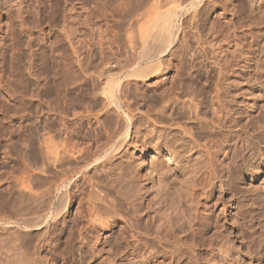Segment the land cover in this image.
Returning a JSON list of instances; mask_svg holds the SVG:
<instances>
[{"label":"bare ground","instance_id":"6f19581e","mask_svg":"<svg viewBox=\"0 0 264 264\" xmlns=\"http://www.w3.org/2000/svg\"><path fill=\"white\" fill-rule=\"evenodd\" d=\"M37 1L39 2V0H37ZM49 1H50L49 7L51 8V10H49V11L47 10L48 12L47 11L46 12L48 15H50V18L52 19L51 22L54 21V24L56 22L59 25L60 32L62 33L64 40H65L64 43H67V46L70 49L68 47L66 48L64 43L62 41L61 42L65 46L66 51H67V49L71 50L72 54L76 56L77 61H75V62H77L79 68L82 69V71L86 72V74L88 75L87 77L85 76L86 79L84 77L85 80H83V81H85V83H87L86 86L88 85V88H87L88 91H86V88L84 91H82V88H81V91L78 90L81 93L82 97L86 96V95H88V96L90 95L91 101L89 100L90 101L89 105L91 107L88 105L89 106V110H88L87 109L88 107L86 106L87 107L86 110L85 111L83 110L84 113H86V114L89 113V116L93 115V117L95 118L94 123H97L98 127H100L99 125H102V124L104 125V122H106L107 123L106 125H108V128H110V131H111V129L114 130V131H112L114 136L112 135V133H110V136L112 135L114 137V139L110 143V146H108L104 149L102 148L103 149L102 152H105V154L104 155L102 154L101 158L105 157V160H106V158L108 160L117 159V158H122V159L124 158L126 160L125 164H127V166H128L127 171L129 172V175L131 174L130 178L132 177V180H133V178L136 180L135 182L137 184L136 183L135 184L138 185L139 187H142L143 189L144 188H147L149 190L154 189V192H155L154 194H156V195H154L152 191L151 192H152L153 196L155 197V199L159 196V197H161L159 199L160 201L165 200V203H163V204L166 206L163 207V209L160 208L161 209L160 211L159 210L156 211L157 213H152L151 215L148 214V216L144 220V222H140V223L138 222L137 223L135 221H138L139 218L137 220L136 219L133 220L134 217H131L132 218L131 219L129 217H126L127 215L125 216V219L122 217L121 221H123V225H124L123 228L125 227L127 229V231H125V232L129 236L128 239H130L131 242L133 241V243H130V244L131 245L134 244V247L131 246L133 248L130 247L131 249L129 251H128L129 248L125 251L124 250L125 247L122 246L120 243L121 239H119L117 236L119 241L115 238L116 243L114 245V248H112V249H114L113 253L120 255V257H121V259H123V261H121L122 263L116 262V264H133V263L136 264L137 262H138L137 264H147V263H149L150 260L156 259L158 256L165 258V259H168L169 260L168 264H177L182 259V254L178 250L180 247L187 250L186 252L191 259H196V257L198 256L197 250H198L199 246L202 244V242L208 241V240H209L210 250H213L214 248H217L220 245H223V246L227 245V246L231 247L230 246V244H231L232 247L234 248V253L232 251L228 255V257L229 258L237 257V259L239 261V253L243 252V251H240V248L236 245L237 243L235 241H238V240L235 237H231V235H230L231 232H230L229 228L226 225H224V221L226 222L227 218H226V210H225L226 205L223 202V193H225L226 191H229V190H227L228 186L229 187L233 186V188H235L234 184H236L235 181H236V175L238 172H241V171L243 172V171H246V169H247V173L249 174V176L252 177V179H254V178L256 179L259 175H261V172L264 173V130H262L259 133H255L254 131L250 130V126H251V123L254 120V118L259 114H264V44L262 47H259V48L257 47L258 42H259V38L261 36H264V30L257 29V31H256V28H258L259 24L261 25V23H262L264 25V0H248V3H247L248 4L247 10H249L248 11L249 14H247L248 19L245 16L246 14L244 15V13H246L247 11L242 13L245 17L243 19H246V21H244V22H242V19H240L241 18L240 17V15H241L240 10L243 11L244 3H242L243 4V6L241 5L242 7L239 6V8H238L237 5H239L240 3H238L236 5L235 2L232 0H224V1H222L223 3L221 2V4L217 3L216 0H122V2H120L121 4L119 3L120 5L117 4V2H114L117 5H119V8L121 10V11H119V9H118L117 13L122 12V14L119 13V16H121V18L118 16V14L116 12L114 13L119 17V19H117V20L115 19V18H117V16L115 15L116 16L115 17L112 14V16L115 17L113 19V21L116 20L119 23L118 24L119 27H118V25L116 24L117 22H115L116 32H117V27L119 28V30H121L120 26L123 25L125 29H128V30H125L124 28H122L125 31V32H123V30H122V32L125 34H127L130 29L132 32V28H134L133 26L134 25L138 26V23H140V21L143 20V18H145L149 13H151L152 9L166 7L165 10L155 13L156 15L152 18V20H150L148 22V24L145 27L142 25L144 28H141L142 26L139 28L142 30H141V32L138 33L137 40L134 38L135 42H136L135 44H134V42L133 43L131 42L133 40H129V39H132L130 36V33H128L129 35L127 34L128 35L127 37L130 36V38L128 39L126 37L125 40H128V41H126V44H123L125 42L122 43V41H123L122 38L124 37L123 35H125V34H123L121 32L123 34L122 35L123 37L120 38L119 40H122L120 42L122 43V45H125V46H122L118 41L117 42L115 41V42L117 43V45L119 44V45H121V47H124V49L126 47V51L129 52L130 58H134V59L139 58L140 63L137 67H134V68L131 67V68L126 69V71L122 72V74H120V75H118V71L115 72L116 66H114L115 64H113L110 60L109 61L105 60L106 62L103 61L105 65L102 66L101 67L102 69L100 68L101 70L99 69L97 71V73H94V72H96L94 70H93V73H91V69L89 67L88 68L90 70L89 69L87 70L86 65L84 67V63H83L84 60L82 57V56H84V55H82L84 53V52L82 53V51H83L82 48H84L83 47L84 43L83 44L79 43V42H83V39L81 40L80 38H78V37H80L79 35L82 34V33H80V31H81L80 27H81V25H84L86 30L88 29L91 35L95 34L96 31L98 32V33L96 32L98 35L97 34H95V35H97L98 40H99L98 46L101 48V49L100 48L99 49L103 52L104 55H105V53H104L105 49L107 52H109V55H110V50L113 51L114 54L111 53V55L113 54L112 56H115L118 53L121 56V54L124 53V52L120 53V51L123 48H121V50H120L119 46H118L119 47L118 48V47H116L117 46L116 44H113L114 41L112 43L114 36H116L118 34H116V33L114 34V27H112V26L109 27L110 25L108 24L109 19H108L107 15L110 13L109 12L110 8L107 11L106 0L104 3L102 2L103 0L101 1V3L103 5L101 4L102 7L99 5L101 7L100 9L96 8L97 9L96 12L99 15V17H101L103 20H106L104 22H107L106 24L102 23V24H104V26L106 25L105 26L106 28L103 26V28H105V29L100 27L101 25H99V27H98L96 25V23H94L96 21V19H95V21H93L91 19L92 16H95L94 11L91 12L89 10L90 12H87V14L85 13L86 18L84 17L83 22L77 18L76 12L79 9L75 12L74 11L75 5H76V2H81V4H82L83 0H79V1L78 0L77 1L76 0H49ZM74 1H76V2L74 3ZM109 1H111V0H109ZM164 1H166V2H164ZM205 1L208 2V5L211 4L214 7L213 14H214L215 19H212V18L203 19L202 18L203 13L206 9L205 6H207L204 4ZM110 3H109V5H110ZM161 3H162V5H161ZM113 5H115V4H113ZM46 6L48 7V5H46ZM82 6H84V5H82ZM115 6H113V8H115ZM120 6H122V8ZM240 7H241V9H240ZM81 8H83V7H81ZM113 8H112V10L116 11L117 7L115 9H113ZM39 9L40 8H38V10ZM38 12H37V15H38ZM90 13H93L94 15H92ZM111 13H113V12H111ZM44 14H45V12H44ZM40 18H41V16H40ZM97 18H98V16H97ZM37 19H39V18H37ZM93 19H94V17H93ZM202 19L204 20V22H201ZM49 21H50V19H49ZM102 21H100V23ZM187 22H189L188 24H190V25H187ZM139 29H138V31H139ZM82 30H83V28H82ZM105 31L109 35H106L108 37V39L107 40L104 39V41H105L104 42L102 40V37H104L105 35L103 36L102 34H106V33H103ZM117 33H119V32H117ZM31 36H32V34H31ZM109 36H111V38ZM92 37L93 36H91V38ZM117 37H120V36H117ZM190 37L194 40L195 45H196V50H197L195 53L193 52V50L190 53L191 57H192V59H190V61L191 60H193V61L194 60H200V61H198V62H200V65L199 64L198 65L199 66L202 65V66L201 67L198 66V69L200 68L205 73V75H203L204 73H201V70L199 69L198 72L196 73L197 74L196 77L199 75L200 76L203 75L206 78V80H203L204 86H201L200 84H199L200 86L196 85V84L192 85V84H190V82L188 84V83H186V81L188 79H184V81L186 80L185 83H184V81L181 82L182 75L180 76L179 73H178V75L181 77L179 79L180 82L175 83V80L179 77L177 75V71H176V74L175 73L170 74L169 71L161 68L162 65H165V63H166L165 59L167 58V56H169L172 53V50H173L172 48H173L174 44H176L178 42L180 43L184 39L187 40V38H190ZM95 38H96V36H95ZM93 39H94V37H93ZM192 39H191V43L193 42ZM116 40H118V39H116ZM84 42H85V44L87 43V41H84ZM52 43H54V42H52ZM192 44H194V43H192ZM49 45H51V44H49ZM53 45H55V44H53ZM114 45H116V46H114ZM189 45L190 44H188L187 46H189ZM88 46H89V48L91 47L90 45H86L85 46L86 49ZM175 46H177V45H175ZM51 48L53 49V47H51ZM190 48H191V46H190ZM63 49H64V47H63ZM86 49H84V50H86ZM124 49L122 51H124ZM174 50H173V52H174ZM51 51H53V50H51ZM86 51H88V49ZM89 52H90V50H89ZM128 52H126L127 53L126 55H129ZM55 53H57V52H55ZM51 54H53V53H51ZM88 54H87V56H89L91 53L89 55ZM106 56H104V57H106ZM109 57H111V56H108V58ZM116 57H117V55H116ZM51 58H52V56H51ZM55 58H56V56H55ZM100 58H101V56H100ZM113 59H116V58H113ZM167 60H169V59L167 58ZM115 61H118V60H115ZM193 61L190 63V65L193 66V68H194L195 63ZM51 62H50V64H51ZM119 62H118V64H119ZM192 63H194V64H192ZM61 64H63V63H61ZM85 64H87V63H85ZM52 65H53V63H52ZM67 65L68 64L66 62V68H67ZM2 67H3V61H2V58L0 57V70L2 69ZM64 67L62 70H65ZM120 68L121 67H119L118 69H120ZM187 68H191V67L188 66ZM57 69H59L58 66H57ZM195 69H197L196 65H195ZM189 72H191V70H189ZM189 72H187V73H189ZM79 73H80V70H79ZM115 73H117L116 75H118V76H115L114 75ZM119 73H121V72H119ZM182 73H184V72L182 71ZM185 73H186V70H185ZM193 74H192V77H193ZM53 75H55V74H53ZM153 75H156V76H154L155 83L162 84L164 86V88L168 86L167 84H168V80L170 78L174 79L173 82L175 83V85L177 83H180L179 85L178 84L177 85L178 86L181 85V86L179 88L175 89L178 86L176 85V87H175L174 85L171 84V87L173 90H172L170 99H164L162 101H159V100H157V97L155 96L156 94L155 93L153 94V92L151 90L152 93H148V95H146L144 92L142 93L140 91L141 92L140 95L144 94L145 96H148V100L145 99L147 104L142 103V101H144V100H142L140 102L142 104H140L139 101H137V102L131 101L130 99L132 97H134V96H132L133 94L132 95L130 94L131 86L133 87V85L140 84V83H137L140 80L145 85H149L151 83L150 81L152 80L151 76H153ZM80 77H81V75H80ZM81 78H80V81H81ZM184 78H187V76ZM55 79H57V78L55 77ZM191 79L193 80V78L190 77V80ZM197 79H198V77H197ZM209 79L212 80V83L210 85L208 83ZM57 80H59V79H57ZM57 80L54 81V84H56L55 82ZM182 80H183V78H182ZM192 80H191V82L193 83ZM194 80H195V78H194ZM211 80H210V82H211ZM170 81H169V83H170ZM177 81H178V79H177ZM204 81H206V82H204ZM52 82H50L51 87L55 86V85H53ZM60 82L61 81H59L58 83H60ZM152 82H153V80H152ZM198 83H199V81H198ZM200 83L203 84L202 82H200ZM86 86L84 85L83 89ZM57 87H60V86L58 85ZM167 88H169L171 90L170 87H167ZM59 90H61V91L57 90V92H56V90H55V92L57 93V96L55 95L57 99L52 100V102L54 101L57 104L55 105L54 103L51 102L54 105H53V107L49 106L51 109V112L53 114L52 116L55 115L56 119H57V117H58L57 115L59 114V112H61V114H60V115H62L61 117L62 118L64 117L66 119V117H68V114H70L72 112L73 117L79 116L80 117L79 120H82L81 116L83 118L85 117V116L81 115V114H83L82 110L79 109L80 111H76L77 109H75L74 111L72 110L70 112V110H71L70 109L69 110L70 113H68L67 112L68 109H66L64 106V99H65V101L67 100L66 98L68 97V93H69L68 91H70V90H68V91H67V89H64V91H63V89H59ZM144 91L147 93L150 91V89H149V91H146V89H144ZM53 94H55V93H53ZM74 94L76 95V93H74ZM71 95H72V93H71ZM208 95H209V100H208ZM61 97H62V99H61ZM52 98L54 99V97H52ZM58 98H59V100H63V102H62L63 105L61 104L62 105L61 107L57 106L58 101H59ZM136 98L138 99V97H136ZM136 98L135 99L132 98V99L134 101H136ZM77 99H78V97H77ZM66 103L67 102H65V104ZM52 104H51V106H52ZM83 108H84V106H83ZM57 110H59V112ZM56 111L58 113H56ZM30 118H31V116L29 117V115H28L27 118H25V119H27V121H28V120H30ZM40 120L34 121L35 124L39 125V126H40V124L42 125L43 123ZM53 120L56 122L55 117ZM30 121H29V123H30ZM63 121H64V119H63ZM39 122H41V123L39 124ZM81 122H83V121H81ZM31 125H32V123H31ZM49 125L51 128V124H49ZM64 125H62V127ZM56 126H57L56 124L54 125L52 123V131L57 136V133L59 131H61V126H59L60 129H58ZM64 127H63V129H64ZM98 127H96V128H98ZM68 128H70V127H68ZM70 129H73V128H70ZM53 132H50V133L52 134ZM64 132H66L65 129H64ZM92 132H93V130H92ZM51 134H49V135L52 136ZM44 135H43V137H44ZM46 136H48V135H46ZM54 139H56V138H54ZM51 141H53L52 142L53 144L51 143V145H50V143H49L50 147L49 148L46 147V148H47V150L50 149V151H51L50 155L52 156V160L54 161V159H57V157L60 158L59 157L60 155H58L59 150L61 149V148L60 149L58 148V147H60L59 146L60 141L58 140L59 143H57L56 140H51V137H50V142ZM48 142H49V140H48ZM56 143H57V146H56ZM45 144L47 145V143H45ZM71 147L73 148V146H71ZM65 148H66V146H65ZM65 148L62 149V150H64V152L62 151V153H60V154H64V153L66 154V150H67V152L70 150V149L68 150ZM73 149H72V151H73ZM77 149H78V146H77ZM80 149L82 150V148H80ZM82 151L78 150L77 152L83 153L84 151L83 152ZM70 152H71V150H70ZM70 152H68V153L71 155L70 157L72 158L74 156V154H71ZM74 153H75V151H74ZM75 155H77V154H75ZM79 155H80V153H79ZM83 156H81V157H83ZM92 156L93 155H91V157ZM62 157H64V156H62ZM81 157H80V159H82ZM62 159H64V158H62ZM65 159H66V157H65ZM65 159H64V161H65ZM73 159H74V157H73ZM75 159H77V156L75 157ZM75 159L73 161L76 162ZM100 159L99 160L97 159V161H101L103 158L101 160ZM124 159H123V161H124ZM78 160H79V158H78ZM49 161H51V160H49ZM56 161H58V160H56ZM64 161H62V162H64ZM66 161H67V159H66ZM70 161L72 162V159L69 160L68 162H70ZM86 161H88V160H86ZM55 163H57V162H55ZM119 163H121V162H119ZM67 164H69V163H66V165ZM66 165H64V166H66ZM69 165H67V166L70 167ZM120 165L121 164H119L118 166H120ZM114 166H115V164H114ZM122 166H124V164ZM94 167H96V164H94L93 161L91 163L86 162V164L84 166H82L81 168H77V169H79L77 172L81 173L82 171H85V170H88V169L94 168ZM32 168H34V167H32ZM72 168H74V167L72 166ZM72 168H68V169L72 170ZM120 168L122 170V167H120ZM66 170H67V168H66ZM26 172H27V170H26ZM88 172H87V174L91 173V172L90 173H88ZM67 173H71V172H67ZM103 173L105 174V172H103ZM63 175H65L64 180H62V182L60 181L61 187L60 186L59 187L60 188L63 187V189H64V187H66L68 185L69 180H70V178L72 179V177H70L69 175H66L65 171H64ZM82 175L83 174H81V176ZM79 176H80V174H79ZM32 177H33V175H32ZM94 178H92V179H94ZM123 178L125 180V177H123ZM83 179L86 180L87 177L83 178ZM126 179H128V177ZM34 180H36V178ZM38 180H40V179H38ZM53 180H55V179H53ZM27 181H29V180H27ZM93 181L97 182V180H91L89 183L92 187V189L90 187V190H91L90 192L92 194V195L90 194L91 196H93V194L95 193L96 190H97L96 192L98 193V188H96L97 187L96 185H99V182H98V184H96V182H93ZM136 185H134V186H136ZM126 186H129V185H126ZM138 186H136L135 188L137 189ZM59 187H58V189H59ZM110 187H112V186H109V188ZM100 188H101V190H103V186ZM24 189H27V188L25 187ZM34 189H36V188H34ZM110 189L109 190L107 189V190L110 191ZM231 189H232V187H231ZM101 190H99L100 194H101ZM141 190L142 189H140L139 191L141 192ZM220 191L222 194L220 193ZM144 192H146V191H144ZM68 193H69L68 191H63V193L62 192L60 193L59 199L56 202V206H54L55 208L53 210V215L51 217V219L53 218L54 222L55 221L61 222L60 220H62V219H59V221H58L57 218L60 217L61 212L68 205ZM103 193H105V192H103ZM107 193L108 192H106L105 195H107ZM216 193H218V195H217L216 200H214V196ZM51 194H52V192H51ZM133 194H134V190H133ZM47 195H49V192ZM96 196L100 197L101 195L99 196L96 194ZM96 196H94V198L93 197L92 198L94 200H96ZM102 196H104V194ZM102 196L100 198L105 199ZM115 196H117V195H115ZM131 196H134V195H131ZM39 197L41 199V195ZM46 197L44 199H46ZM34 198H35V196H34ZM106 198L109 199V196ZM162 198H163V200H161ZM181 198H185L187 206L189 207L188 208L189 214H190L189 216L193 220L192 223L194 222L192 225H190V228H188L189 232H186V230L184 229V225H181L178 223V221L180 220L179 218L182 217V216L180 217V211H181V209H183V208H181L180 210H178L179 208H177L178 202H179V200L181 201ZM102 199H99L101 202L99 201L100 203H98V204L96 201H95V204L90 203V201L94 202V200H90V201L87 200V201H89V208H87V212L89 211L90 213H92V215H93V213H96V214H94L96 216L93 215L94 218L96 217V219L92 218L93 219L92 220L89 218L90 219V223L88 222L89 224H92V223L94 224L95 222L99 221V224L103 225V223H107V222L105 219H104L105 220L104 221L103 220L104 217L101 218V216H103L104 214H106V215H104L105 217L108 216V214H114V213L119 214L118 213L119 210H117V208H116L119 205L116 206L115 204H117V203L113 204L114 201L111 198V195H110V200H102ZM111 199L113 202H111ZM137 199H138V197H137ZM29 200H31V198ZM97 200H98V198H97ZM185 200H184V202H185ZM150 201H151V199H150ZM157 201H158V198H157ZM36 203H38V202H36ZM41 203H43V202H41ZM153 203H154V201H153ZM49 204H51V203H49ZM87 204L88 203H86L85 206H87ZM42 206H44V205H42ZM79 207H80V205H79ZM141 208H143V207H141ZM154 208H156V207H154ZM102 209H104L103 212H101ZM75 210H76V208H75ZM82 212H85V210ZM98 212L103 213V215L100 216ZM37 213L39 214V212H37ZM90 213H89V215H91ZM183 213L185 214V212H183ZM122 214H123V212H122ZM97 216H100V217H97ZM110 216H109V218H110ZM36 217H34V218H36ZM30 218H31V216H30ZM30 218H28L26 220H24L25 219L24 218L23 219L24 221L22 223H19V221H18L17 225H15L16 226L15 228L11 227V229H14V231H13L14 236H12L13 233L11 236L9 235L7 237L0 236V264H66V259L64 256V253H65L64 250L66 247L64 245H62V242H60L61 243L60 245H55V244L50 245V243H49V240H50L49 236L51 235L50 233H51V227H52V223L50 221L49 215L48 216L40 215V218L39 219L36 218V220L33 219V217L31 219ZM48 218H49V220H48ZM109 218L106 217V219H109ZM184 218H183V220H184ZM100 219H102V220H100ZM139 220H141V219H139ZM54 222H53V224H54ZM86 223H87V221H86ZM1 224H4V222L3 223L1 222ZM62 224H66L65 220H63ZM99 224L97 223V225H99ZM104 225H106V224H104ZM7 226L9 227L10 225L2 226L3 230ZM80 229H81V227H80ZM69 230H70V228H69ZM0 231L2 232V230H0ZM7 231H8L7 233H9V230H7ZM210 231L213 232L212 237H208V233ZM32 232H36V234L39 237L36 241H34V243L33 242L29 243L30 239H28V241H27L26 238L30 237L32 235ZM123 233H124V231L122 232V234ZM1 235H3V234H1ZM5 236H6V234H5ZM121 236H120V238H121ZM79 237H80V235H79ZM90 237H91V235H90ZM93 238H95L98 242L97 238H99V236L97 238L96 237H93ZM93 238H89V241H92L90 239H93ZM83 239L85 241L86 238H83ZM31 241H32V238H31ZM89 241H88L87 245L89 244ZM83 244H85V243L83 242ZM126 246L128 247L130 245L126 244ZM155 246H158V247H155ZM92 247L94 248L95 246L93 245ZM80 248H82V247H80ZM154 248H155V250H153ZM158 248L160 249V251H158ZM95 249L96 248H94V250ZM143 250L145 252H143ZM146 250H148V252H146ZM81 251H83V250H81ZM81 251H79V253ZM92 251H93V249H91V252ZM96 251H93V252H96ZM108 251H109V249H108ZM89 253H90V250H89ZM246 254L244 253V255H246ZM95 255H96V253H95ZM81 256L82 255L79 254L78 257H81ZM247 256H248V264H255L254 263L255 256L253 255V253L250 252L249 254H247ZM115 257H117V256H115ZM91 258H89V259H91ZM81 260H83V259H81ZM111 260H113V259H111ZM111 260H110V262L107 261V263L111 264ZM230 261H231V259H229V262ZM86 263H88V262H86ZM112 264H113V261H112Z\"/></svg>","mask_w":264,"mask_h":264},{"label":"rangeland","instance_id":"374dc122","mask_svg":"<svg viewBox=\"0 0 264 264\" xmlns=\"http://www.w3.org/2000/svg\"><path fill=\"white\" fill-rule=\"evenodd\" d=\"M76 1H74V3ZM101 1L102 0H83L82 4H81V2H76L74 11L76 12L78 9L80 10V11L78 10L76 12L77 18L83 22L84 17L86 18L85 15L87 14V12H90V11L93 12L94 11L95 16H92L91 19L93 21H95V19H96V21L94 23H96V25L98 27H99V25H101L100 27L103 28L104 24H106L107 22H104L106 20H103L101 17H99V15L96 12L97 9H100L103 5L101 3ZM216 1H217V3L221 4V2L224 0H216ZM232 1H234L236 5L238 3H240L239 5H237L238 8L241 5L243 6L242 3H244L243 11L240 10V14H241L240 19H242V22L246 21V19H243V18H245L244 15L246 14L245 16L248 19V17H247L248 16L247 14H249L248 13L249 10H247L248 0H232ZM102 2L104 3L105 0H103ZM114 2H117V4H119L120 2H122V0H119V1L118 0H116V1L115 0H111V1L106 0V4H107L106 9L108 11L110 8L109 12L110 13L113 12L111 14L109 12H108L109 14L107 13L108 14L107 17L109 19V21L108 20L107 21H108V24L110 25L109 27H111V26L114 27V34L115 33L118 34V35L114 36V39L112 38L113 39L112 43L114 41L113 44H116V45H117V43H116L117 41L121 45L123 42H125L123 44H126V41H128V40H125V39L129 35L128 33H130V36L132 39H129L130 36L127 38L129 40H133L131 42L132 43L134 42V44H135L136 43L135 39L137 40V35L142 30L139 28L142 25L145 27L148 24V22L150 20H152V18L156 15L155 13H157L159 11L161 12V11L165 10V8H166V7H161V8H157V9L156 8L152 9L151 13L148 14L150 17L147 15L145 18H143V20H141L142 22L140 21V23H138V26L134 25L133 26L134 28H132V32H131V29L129 30V32L127 31L128 33L126 32L128 34L127 35V34L123 33V32H125L124 26L121 25L122 26V27L120 26L121 30H119V28H118L119 23L116 21L117 19H119V17L121 18V16H119V13L122 14V12L117 13L118 9H119V11H121L119 8V5L121 3L119 5H117ZM164 2H166V1H164ZM49 3H50L49 0H39V2L37 0H0V57L2 58V61H3V67L0 70V227L2 228V229L0 228V230H2V232L0 231V236H3V237H7L9 235L11 236L13 231H14V229H11V227L15 228L16 227L15 225H17L18 221H19V223H22L24 220L30 218V216H31V218L33 217V219L36 220V218H38V219L40 218V215H45V216L49 215L50 221L52 223L51 233H50L51 235L49 236V239H50L49 243H50V245H54V244L60 245L61 244L60 242H62V245H64L66 247L65 248L66 251L64 250V252H65L64 256L66 259V264H75V263L76 264H80V263L81 264H108L107 261L110 262L111 259H113V260H111V264H112V261H113V264H116V262L123 261V259H121L120 255L113 253L114 249H112V248H114V245L116 243V239L117 240H118V238L121 239L120 243L122 246H124L126 248V249L124 248L125 251L128 248H129L128 249V251H129L131 248L134 247V244L133 245L130 244V243H133V241L131 242L130 239H128L129 236L125 232V231H127V229L125 227L124 228L126 230L123 228V226H124L123 221H121L122 217L125 219V216L127 215L126 217H129V218L134 217L133 220H135V219L137 220L138 218L142 220L141 221L138 219V221H135L137 223L138 222L139 223L144 222V220L147 218L148 214L151 215L152 213H157L156 211H158V210L160 211L161 209H163V207L166 206L163 204V203H165V200H163V198H162L161 200H163V201H160L159 199L161 197L158 196L157 197L158 201H157V198L155 199V197L153 196V194L155 193L154 189H150V190L147 188L143 189L142 187H139L138 185H136L137 184L135 182L136 180L134 178L132 180V177L130 178L131 174L129 175V172L127 171L128 166H127V164H125L126 160L124 158H123L124 161L122 158L111 159L112 161L108 160L107 158L105 160V157H102L103 159L101 158L102 154L103 155L105 154V152H102L103 149L110 146V143L114 139V137H113L114 134L112 132L114 130L111 129V131H110V128H108V125H106L107 124L106 122H104V125L102 124V125H99L100 127H98L97 123H94L95 118L93 117V115H91L92 113L90 114L91 116H89V113L88 114L84 113V111L86 110L87 107H88L87 109L89 110V106H90L89 102L91 101L90 95L89 96L86 95L87 97L86 96L82 97V95L79 91H81V88H82V91H84L85 88H86V91H88V89H87L88 85L86 86L87 83H85V81H83L86 79V77L88 75L86 74V72L82 71V69L79 68L77 62H75V61H77V58L75 55L72 54L71 50L67 49V51H66L65 46H66V48L68 46H67V43H64L65 40H64L62 33L60 32L59 25L56 22L54 24V21L51 22L52 19L50 18V15L47 14V12L49 10H51V8L49 7ZM109 3H110V5H109ZM113 4H115L116 6ZM204 4L207 6H205L206 12L204 11L202 18L203 19H205V18L206 19H210V18L215 19L214 14H213L214 7L211 4L208 5V2H206V1L204 2ZM46 5H48L49 8ZM82 5H84V6H82ZM161 5H162V3H161ZM113 6H115V8L117 7L116 11L112 10ZM81 7H83V8H81ZM120 7L122 8V6H120ZM241 7H240V9H241ZM38 8H40L41 10L40 9L38 10ZM115 8H113V9H115ZM245 11H247V12L244 13ZM37 12H38L39 16L37 15ZM44 12H45V14H44ZM115 12L118 14L119 17L116 14H114ZM242 13H244V15ZM90 14L94 15L93 13H90ZM112 14H113V16L116 15L117 18H115L116 16L113 17ZM40 16H41V18H40ZM97 16H98V18H97ZM47 17L50 19V21ZM93 17H94V19H93ZM37 18H39V19H37ZM114 18L116 19L115 21H113ZM202 20H201V22H204V20L203 21ZM100 21H102V22L100 23ZM115 22H117L116 23L118 25L117 32H119V33L116 32ZM102 23H104V24H102ZM188 23L189 22H187V25H190ZM261 25L259 24L258 28H256V31H257V29L264 30V25L262 23H261ZM143 26L141 28H144ZM82 28H83V30L84 29L85 30L83 31ZM105 28H103V29H105ZM122 28H124V29H122ZM138 29H139V31H138ZM80 30H81L80 33H82V34H80L79 35L80 37H78V38H80L81 40L83 39V42H79V43H82V44L84 43L83 44L84 48H82V50H83L82 53L83 52L85 53V54L84 53L82 54V55H84V56H82L83 60H84V62H83L84 67L86 65L87 70L90 68L91 73H93V70L96 71L94 73H97V71L102 66L105 65L103 62L105 60L106 61L110 60L113 64H115L114 65V66H116L115 72L118 71V75L122 74V72L126 71V69H128V68H131V67L134 68V67H137L139 65L140 59L139 58H136V59L130 58V54L128 51H126V47L124 49V47H121V45H119V44L117 46L116 45H114V46H116V47L119 46L120 48L119 47L118 48L120 50H121V48L124 49V51H122L123 49L121 51L119 50L120 53L124 52L121 54V56L119 55V53L116 54L117 57H116V55L112 56L114 53L111 50H110V55H109V52H107L106 49H105L106 52L104 51V53H105V55H104L103 52L100 50L101 48L98 46L99 45L98 44L99 40L97 37L98 32L97 31H96L97 33L95 32V34H97V35H95V34L91 35L89 30L87 29L88 30L87 31L86 28L84 27V25H81ZM122 30H123V32H122ZM125 30H128V29H125ZM121 32L125 35H123ZM103 33H106V31ZM31 34H32V36L34 35L33 36L34 38L31 36ZM94 35L96 36V38ZM102 35L106 36L109 34L106 33V34H102ZM91 36H93L95 40L93 39V37L91 38ZM105 36L102 37L103 41H104V39H106V40L108 39V37L106 36L107 37L106 38ZM117 36H120V37H117ZM109 37L111 38V36H109ZM120 38H122L123 41L119 40ZM116 39H118V40H116ZM191 39L192 38L190 37V38H187V40L184 39L185 41L180 40L181 41L180 43L178 42V43L174 44V46L172 48L173 50L175 49L174 52L172 50V53L169 56H167V58L169 60H167V58H166L165 59L166 63H165V65H162L161 68H163L164 70L166 69L167 71L170 72V74H174V73L176 74V71H177V75H178V73L180 74V76L182 75L183 80L178 75L179 76V77L177 76L178 81L176 79L175 83L180 82L179 79L181 78V82L184 81V79H188L189 81L185 80L186 83H188V84L190 82V84H192V85H194V84L199 85L200 84L201 86H204L203 80H206V78L203 75H205V73L200 68L199 69L201 70V73H204V74L201 76L199 75L200 77L197 76L198 79L196 77V75H197L196 73L199 70L198 66L200 65V62H198V61H200V60H194V61L191 60L190 61V59H192L191 54H190L192 52V50L194 53L197 51L195 42L192 39V41H193L192 43H194V44H192ZM61 41L64 43L65 46L63 45V43ZM84 41H87L88 44L87 43L85 44ZM120 41H122V43ZM52 42H54V43H52ZM49 44H51V45H49ZM53 44H55V45H53ZM188 44H190V45L187 46ZM263 44H264V36H261L259 38V42H258L257 47L258 48L262 47ZM86 45H90L91 49L88 46L87 47L88 51H86L87 50L85 47ZM175 45H177V46H175ZM122 46H125V45H122ZM190 46L192 49L190 48ZM51 47H53V49ZM63 47H64V49H63ZM84 49H86V50H84ZM51 50H53V51H51ZM89 50H90V52H89ZM54 51L57 52L58 54L55 53ZM87 52L89 54L90 53L91 54L89 55ZM126 52H128L129 55H126L127 54ZM51 53H53L54 55ZM86 53L89 56H87ZM111 53H113V54L111 55ZM51 56L53 59L51 58ZM55 56H56V58H55ZM100 56H101V58H100ZM104 56H106V57H104ZM108 56H111V57L108 58ZM113 58H116V59H113ZM115 60H118V61H115ZM192 61L195 63V64L192 63V64H194V68H193V66L190 65V63ZM50 62H51V64H50ZM66 62L68 64L67 68H66ZM118 62H119V64H118ZM52 63H53V65H52ZM61 63H63V64H61ZM85 63H87V64H85ZM195 65H196L197 69H195ZM57 66L59 67V69H57ZM188 66L191 67L192 69L187 68ZM201 66H199V67H201ZM63 67L65 70H62ZM119 67H121V68L118 69ZM78 69L80 70V73H79ZM188 69L191 70V72H189ZM185 70H186V73H185ZM182 71L184 73H182ZM119 72H121V73H119ZM187 72H189L191 75ZM51 74L52 75L55 74V75H53L54 77ZM116 74L117 73H115L114 75L118 76ZM192 74H193V77H192ZM80 75L82 78L80 77ZM154 76H156V75L151 76L152 77L151 79L153 80V82L151 80L150 81L151 83L149 85H145L140 80L137 82L140 84L133 85V87L131 86L130 94L131 95L133 94L132 96H134V97H132V96L131 97L134 99L136 97H138V99L136 98V101H134L131 98L130 99L131 101H133V102L139 101V103H140L142 100H144V101H142V103L145 104L146 103L145 99L148 100V96H145L144 94L140 95L141 92L142 93L144 92L146 95H148V93L153 92V94L154 93L156 94L155 96L157 97V100H159V101H162L164 99H170L171 93L173 90L171 87V84L176 87V85L177 84L179 85L180 83H177L175 85V83L173 82L174 79L170 78L168 80V84H167L168 86L166 85L167 87L171 88V90H170L167 87L164 88V86L160 83L159 84L155 83ZM186 76H187V78H184ZM55 77L59 80L55 79ZM84 77H85V79H84ZM190 77L193 78V80L191 79L193 81V83L191 82ZM80 78H81V81H80ZM194 78H195V80H194ZM55 80H57L55 82L56 84H54ZM210 80L211 79L208 80L209 85L212 83V80H211V82H210ZM59 81H61L62 83L61 82L58 83ZM169 81H170V83H169ZM185 81H184V83H185ZM198 81H199V83H198ZM50 82H52L53 85H55V86L58 84L60 87H57L58 85L56 87L52 85L53 87H51ZM200 82H202L203 84H201ZM204 82H206V81H204ZM84 85L86 87H84V89H83ZM180 86L176 87L175 89L179 88ZM59 89H63V91H64V89H67V91L70 90V91H68L69 93H68V97L66 98L67 100L65 101V99H64V106L66 109H68L67 110L68 113H70L72 110L74 111L75 109H77L76 111H80V110L83 111L84 110L83 114H81V115H83L85 117L83 118L81 116L82 120H79L80 119L79 116H76L77 118L73 117L72 112L70 114H68V117H66V119L64 117L62 118L61 117L62 115H60L61 112H59V110H57L59 112V114L58 115L56 114L58 116L57 119H56L55 115L52 116L53 114L51 112L50 107H53L54 104L55 105L57 104L54 101L52 102V100L57 99L56 98V96H57L56 92H57V90L61 91ZM144 89H146V91H149V89H150V91L146 93L144 91ZM55 90H56V92H55ZM151 90H152V92H151ZM53 93H55V94H53ZM71 93H72V95H71ZM74 93H76V95ZM52 97H54V99ZM77 97H78V99H77ZM61 99H62V97H61ZM58 100H59V98H58ZM208 100H209V95H208ZM59 101H58L57 106L61 107L63 105V103H62L63 100H59ZM51 102L54 104H52ZM65 102H67L66 103L67 105L65 104ZM142 103H140V104H142ZM51 104H52V106H51ZM83 106L85 109L83 108ZM69 110H70V112H69ZM57 111H56V113H58ZM28 115H29V117L31 116V118H32V119L30 118L31 121L30 120L27 121V119H25V118H27ZM54 117H55L56 122L53 120ZM63 119H64V121H63ZM36 120H40L43 124L41 125L40 124L41 122H39L40 126L36 125L34 122ZM29 121H30V123H29ZM81 121H83V122H81ZM31 123H32V125H31ZM52 123L54 125L56 124L57 125L56 127L58 129H60L59 126H61V131H59L60 133L59 132L57 133V136L52 131ZM49 124H51V128H50ZM62 125H64L66 127L65 128L63 126L66 132H64ZM68 127L73 128V129H70ZM96 127H98V128H96ZM92 130H93V132H92ZM250 130L254 131L255 133H259L262 130H264V114H259L254 118V120L251 123ZM50 132H53V133L51 134ZM110 133H112L113 136L112 135L110 136ZM49 134H51L52 136H50ZM43 135L45 138L43 137ZM46 135H48V136H46ZM49 136L51 137V140H56L57 143H59V141H60V143H59L60 147H58L59 149L61 148L59 150V154H58V155H60L59 156L60 158L57 157V159H54V161L57 162L58 164L52 160V156L50 155L51 154L50 149L47 150V148H49L51 143L53 142V141L50 142ZM54 138H56V139H54ZM48 140H49V142H48ZM45 143H47L48 146ZM49 143H50V145H49ZM57 143H56V146H57ZM65 146H66V148H65ZM71 146H73V148L75 150ZM77 146H78V149H77ZM63 147L65 149L71 150V152H70V150L68 152H70L71 154H74V156L72 155L74 157V159L77 156V159H75L77 163L75 161H73L74 160L73 157L72 158L70 157L71 155L67 152V150H66V154L65 153L60 154V153H62V151L64 152V150H62V149H64ZM70 147L73 149V151ZM80 148H82V150L84 152ZM76 150L82 151L83 153L77 152ZM74 151H75V153H74ZM79 153H80V155H79ZM75 154H77V155H75ZM61 155L64 157H62ZM91 155H93V156L91 157ZM81 156H83V157H81ZM61 157L64 159L66 157L67 161H66V159L64 161V159H62ZM80 157L82 159H80ZM78 158H79V160H78ZM68 159L69 160L72 159V162L71 161L68 162L69 161ZM97 159L98 160L100 159L101 161H97ZM49 160H51V161H49ZM56 160H58V161H56ZM86 160H88V161H86ZM62 161H64V162H62ZM92 161L94 162V164H96V167L82 171L81 173L77 172L79 170L77 168H81L82 166H84L86 164V162L91 163ZM117 162L118 163L121 162V163H119L121 165L118 166L119 164ZM66 163H69L70 165L69 164H67V165H69L70 167H68L66 165ZM114 164H115V166H114ZM123 164H124V166H122ZM64 165H66L67 167ZM71 165L74 168H72ZM32 167H34V168H32ZM120 167H122V170ZM66 168H67V170H66ZM68 168H72L73 171L68 169ZM26 170H27V172H26ZM64 171H65V174L72 177V179L70 178L68 185L66 187H64V189H63V187L60 188L61 187L60 184H61L62 180H64V176H65V175H63ZM97 171L98 172L100 171V172L98 173ZM67 172H71V173H67ZM87 172L88 173L91 172V173L87 174ZM103 172H105V174ZM241 172H238L236 175V181H235L236 184H234L235 188H233V186H231L232 187V189H231V187L228 186L227 190H229V191H226L225 193H223V202L226 205L225 210H226V218H227V221L226 222L224 221V225H226L229 228V230L231 232L230 233L231 237H235L238 240V241H235L237 243L236 245L240 248V251H243V252L239 253V261H238L237 257H232V258L228 257V255L232 251L234 253V248L232 247L231 244H230V246L232 248L227 246V245H224V246L220 245L219 247L214 248L213 250H210L209 240H208V241L202 242V244L199 246V248L197 250L198 256L196 257V259H191L186 252L187 250L180 247L178 250L182 254V259L177 264H248L247 254H249L250 252H252L253 255L255 256V259H254L255 264H264V186H263L264 185L263 184L264 183V180H263L264 179V173L261 172V175H259L256 179L255 178L252 179V177L249 176V174L247 173V169H246V171H243L242 173ZM79 174H80V176H79ZM81 174H83L82 175L83 177L81 176ZM32 175H33V177H32ZM85 176L87 177L86 180L83 179V178H86ZM122 176L125 177V180ZM127 177H128V179H126ZM35 178H36V180H34ZM89 178L91 180H97V182L93 181V182H96V184H98V182H99L100 186L96 185L97 186L96 188H98V193L96 192L97 190L95 191V193L99 196L100 195L102 196L104 194L105 197L104 196H102V197L105 199L100 198L101 196L100 197L96 196L95 193H94L95 195L93 194V196H91L92 195L90 192L91 191L90 190L91 185L89 184L91 180ZM92 178H94V179H92ZM26 179L29 181H27ZM38 179H40V180H38ZM53 179H55V180H53ZM126 185H129V186H126ZM134 185L138 186L137 187L138 190L135 188L136 186H134ZM102 186H103V190H101V188H100ZM109 186H112V187H110L111 189L109 188ZM25 187L27 189H24ZM58 187H59V189H58ZM34 188H36V189H34ZM91 189H92V187H91ZM107 189L108 190L110 189V191H108ZM140 189H142L141 192L139 191ZM99 190H101V194H100ZM133 190H134V194H133ZM63 191L69 192L68 193V205L61 212L60 217L57 218L58 221H59V219H62V220H60L61 222H57V221L54 222L53 218L51 219V217L53 215V210L55 208L54 206H56V202L59 199L60 193L61 192L63 193ZM144 191H146V192H144ZM151 191L153 192V194ZM48 192H49V195H47ZM51 192H52V194H51ZM103 192H105V193H103ZM106 192H108L107 195H105ZM220 193H221V191H220ZM39 194L41 195V199L39 197L40 196ZM109 194L111 195V198L114 201L113 202L111 199V202H113V204L117 203V204H115L116 206L119 205L118 207H116L117 210H119L118 211L119 214H115V213L114 214H108V216H106L107 218H109L110 215L111 216L109 219H106V217L104 216L106 214L103 215V213H101L104 210V209H102L101 212L100 213L98 212V213L100 216L103 215V216H101V218L104 217L103 220L105 219L107 223H103V225H101V224H99V221H98V222H95L94 224L92 223L93 225L89 224L90 219H92V218L96 219V217L94 218V216H96L94 214H96V213H93V215H94L93 216L92 213H90L89 211L87 212V208H89V201L94 200L93 199L94 196H96V200H94V202L90 201V203L95 204V201H96L98 204L101 202L99 199L110 200ZM115 195H117V196H115ZM131 195H134V196H131ZM154 195H156V194H154ZM217 195H218V193L215 194L214 200H216ZM34 196H35V198H34ZM44 196L45 197L47 196L46 199H44L45 198ZM108 196H109V199L106 198ZM136 196L138 197V199ZM30 198H31V200H29ZM97 198H98V200H97ZM150 199H151V201H150ZM183 199L185 200V198H181V201L179 200L178 206L179 205L180 206L179 207L177 206V208H179L178 210L183 208L180 211V217L181 216L182 217L179 218L180 220L178 221V223L181 225H184V229L186 230V232H189L188 228H190V225H192L194 222L192 223L193 220L189 216L190 215L189 209H188L189 207L187 206L186 200L184 202ZM87 200H89V201H87ZM153 201H154V203H153ZM36 202H38V203H36ZM41 202H43V203H41ZM49 203H51V204H49ZM86 203H88L87 206H85ZM42 205H44L45 207ZM79 205H80V207H79ZM141 207H143V208H141ZM154 207H156L157 209ZM75 208H76V210H75ZM81 210L82 211L85 210V212H82ZM182 211L185 212V214ZM37 212H39V214ZM122 212H123V214H122ZM89 213L91 215H89ZM100 216H97V217H100ZM34 217H36V218H34ZM183 218H184V220H183ZM48 220H49V218H48ZM63 220H65L66 224H62ZM100 220H102V219H100ZM86 221H87V223H86ZM1 222L2 223L4 222V224H1ZM53 222H54V224H53ZM97 223L99 225H97ZM104 224H106V225H104ZM4 225H10V226L9 227L7 226L6 228H4V230L6 229L4 231L3 227H2ZM80 227H81V229H80ZM69 228H70V230H69ZM7 230H9L10 234L7 233L8 232ZM123 231H124V233L122 234ZM117 233L118 234L120 233V234L118 235ZM212 233L213 232L210 231L208 233V237H212ZM1 234H3V235H1ZM5 234H6V236H5ZM79 235H80V237H79ZM90 235H91V237H90ZM12 236H14V233ZM98 236H99V238H97ZM117 236H118V238H117ZM120 236H121V238H120ZM30 237L32 238V241H31ZM30 237H27L26 240L28 241V239H30L29 243H32V242L34 243V241H36L39 236L36 234V232H32V235ZM93 237H96L98 239V242ZM83 238H86L85 241ZM89 238H93V239H90L93 242L89 241ZM87 240L89 241V244H88L89 246L87 245V243H88ZM82 241L86 245L83 244ZM126 244H129L130 246L127 247ZM93 245L95 246L94 248H96L95 250L92 247ZM79 246L82 248H80ZM131 246H133V247H131ZM155 247H158V246H155ZM107 248L109 249V251ZM91 249H93V251H96V250L97 251L91 252ZM78 250L79 251L83 250V251H81L79 253ZM89 250H90V253H89ZM153 250H155V248ZM158 251H160L159 248H158ZM143 252H145V251L143 250ZM146 252H148V250H146ZM95 253H96V255H95ZM244 253L245 254L247 253V254L244 255ZM79 254L82 256L78 257ZM115 256H117V257H115ZM80 258L83 260H81ZM89 258H91V259H89ZM229 259H231L230 262H229ZM86 262H88V263H86ZM168 263H169L168 259H165V258L158 256L156 259L150 260L149 263H147V264H168ZM133 264H135V263H133Z\"/></svg>","mask_w":264,"mask_h":264}]
</instances>
